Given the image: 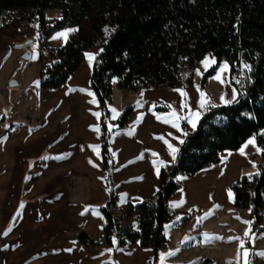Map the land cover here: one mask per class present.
<instances>
[{
	"label": "crops",
	"instance_id": "crops-1",
	"mask_svg": "<svg viewBox=\"0 0 264 264\" xmlns=\"http://www.w3.org/2000/svg\"><path fill=\"white\" fill-rule=\"evenodd\" d=\"M7 15L15 19L9 24L0 14V264H264V255L259 254L264 253V231L252 230L250 210L234 207V188L242 185L244 176L255 174L261 162L255 137L254 144L244 147L250 137L240 149L221 152L218 164L177 177L180 188L168 200L174 216L164 225L166 243L157 254L137 243L108 246L99 211L108 199L101 111L90 88L101 49H85L84 59L62 85L44 88L41 51L58 49L76 29L58 31L40 42L34 29L37 22L21 26L18 11ZM43 15L46 26L60 18L58 10ZM59 33L67 35L54 39ZM25 39L34 42L15 47ZM25 53L29 59L22 58ZM182 75L189 82V76L183 71ZM11 81L16 85L10 86ZM111 98L110 110L115 103L118 110L107 121L110 128L133 106L127 127L113 131L110 138L113 190L116 208L122 212L157 193L162 167L173 163L168 145L179 149L182 144L181 122L193 132L186 117L198 113V120L193 117L197 126L213 105L200 107L199 91L191 85L132 92L114 82ZM168 105V113L155 110ZM254 167L256 172L246 175ZM121 226L140 229L134 217L122 218ZM82 234L102 239L100 246L85 247L79 239ZM250 252L256 254L254 263Z\"/></svg>",
	"mask_w": 264,
	"mask_h": 264
},
{
	"label": "trees",
	"instance_id": "trees-1",
	"mask_svg": "<svg viewBox=\"0 0 264 264\" xmlns=\"http://www.w3.org/2000/svg\"><path fill=\"white\" fill-rule=\"evenodd\" d=\"M46 10L60 13L49 26L43 15ZM11 11L21 14L20 21L40 25V42L58 31L76 29L61 47L48 51L50 61L40 75L44 88L62 85L84 59L85 49H101L90 88L101 111L100 146L108 199L99 211L104 221L102 238L108 246L137 243L157 254L166 243L164 225L174 216L168 200L180 188L177 177L193 176L218 164L221 152L240 149L250 137L256 138L261 162L255 174L244 176L242 185L234 188V207L250 210L252 230L264 231V0H0V14ZM208 53L215 65L202 77L201 89L222 62L230 64L231 72L241 61L250 64L238 102L210 106L193 132L182 121L183 143L175 161L162 167L157 193L119 211L110 138L113 131L127 127L133 106L123 111L115 128L108 127L113 83L132 92L184 89L189 82L183 78V68L193 69ZM155 110L168 113L170 108L156 106ZM124 217L137 219L140 229L122 227ZM79 239L87 248L99 247L102 241L85 234Z\"/></svg>",
	"mask_w": 264,
	"mask_h": 264
},
{
	"label": "rangeland",
	"instance_id": "rangeland-1",
	"mask_svg": "<svg viewBox=\"0 0 264 264\" xmlns=\"http://www.w3.org/2000/svg\"><path fill=\"white\" fill-rule=\"evenodd\" d=\"M20 16L21 15H19V17ZM19 17L16 19V21H20L18 20ZM12 18L15 19L14 16H12ZM11 23L13 24L14 21L10 22L9 24ZM21 26H24V24H21ZM206 57L208 58L207 60H205ZM213 60L215 61L212 53H208L193 69H191L190 67L186 65L182 71L187 76H189L188 85H191L193 88H197L199 91V96H201L200 95L201 92L205 94V97H207L205 98L206 106L213 105L215 107H218V106L230 104V103H224L221 97L224 98V101L231 100L233 89H236L237 97H238V90L243 87V84L245 82V76L249 72V69L245 68V65L249 66L250 69H251V66L247 62L241 61L239 65L236 66L235 71L231 72L230 64L227 61H224L222 62L221 65H226V68L223 71H221V65H220L216 71V74L212 76L211 78H209L204 88L201 89L200 86H201L202 77L210 68H212L215 65V62H213ZM202 61H204L203 64L201 63ZM206 67H207V70H205ZM216 77H219V78H216ZM113 109L115 110V112L118 110L117 103H115L114 106L111 107V110L109 107V117L110 115H112ZM7 111H8L7 108H5V113H7ZM254 172H256L255 167L252 170H247L246 175L254 173Z\"/></svg>",
	"mask_w": 264,
	"mask_h": 264
},
{
	"label": "snow or ice",
	"instance_id": "snow-or-ice-1",
	"mask_svg": "<svg viewBox=\"0 0 264 264\" xmlns=\"http://www.w3.org/2000/svg\"><path fill=\"white\" fill-rule=\"evenodd\" d=\"M69 31H75V29H70ZM108 31V29L106 28L105 29V32H107ZM67 34L66 33H59L58 35H57V37H54V39H56V38H59V37H61V36H66ZM87 56H90V54H86ZM208 58L206 57L205 58V60H207ZM213 62H215L214 60H213ZM202 64L204 63V61H202L201 62ZM226 68V65H221V71H223L224 69ZM245 68H248L249 69V71H250V68H249V66H247V65H245ZM205 70H207V67H206V69ZM199 74V73H198ZM216 78H219V77H216ZM221 82H223V81H221ZM237 82H239V81H237ZM179 91V90H178ZM181 95L183 96V95H186L185 93H183L182 91H181ZM201 101H200V103H199V106L200 107H204V105H205V103H206V100H205V94L204 93H202L201 92ZM221 99H222V101L224 102V103H234V102H238L237 101V92H236V89H233V94H232V98H231V100H228V101H224V98L223 97H221ZM168 107H171V105H168ZM181 107L183 108V107H186V105H184V104H182L181 105ZM113 112L115 113V110L113 109ZM97 115H99V114H97ZM173 115H174V113H173ZM193 117L195 118V120H198L199 119V115H198V113H191L190 114V116L189 117H186V119H188V122L191 124V126H192V128H193V130H195V128H196V123L194 122V119H193ZM113 118H115V116L113 117ZM158 119H159V117H157ZM138 119H139V117H138ZM176 119L177 120H179V119H185V117H176ZM165 123H167L168 121L167 120H165L164 121ZM172 127H174V128H177V130H179V125L177 124V123H173L172 124ZM184 135H187V133H184ZM254 137L252 138V139H250L245 145H244V147H247V145L248 144H254ZM167 143V142H166ZM180 143H183V140H180ZM168 147H169V149H170V155L172 156V159H173V162L175 161V159H176V157H175V153L178 151V149H176V148H174L172 145H168ZM95 150V149H94ZM257 151H260L259 149H257ZM241 154L243 155L244 154V152H243V148L241 149ZM153 155H156L155 153H153ZM158 172H159V169H157V174H158ZM181 203H182V201H181ZM21 207H23V205H21ZM87 210V209H86ZM198 222H199V220H198ZM11 229L9 228L8 229V231H10ZM248 233H246V235H247ZM4 235H7V232H5L4 233ZM110 251V250H109ZM171 253H169V255H170ZM260 255H264V253H259ZM245 255H247V253H245Z\"/></svg>",
	"mask_w": 264,
	"mask_h": 264
},
{
	"label": "built area",
	"instance_id": "built-area-1",
	"mask_svg": "<svg viewBox=\"0 0 264 264\" xmlns=\"http://www.w3.org/2000/svg\"><path fill=\"white\" fill-rule=\"evenodd\" d=\"M5 17H6L5 18V22L6 23H10V22H13L14 21V19L12 18L11 15H7ZM26 22L27 21H23L22 24L27 25ZM34 29L36 30L37 34L39 35L40 32H41L40 25L39 26H34ZM40 57H41V64H42V66L48 65V63L50 61L49 53L46 52V51H41ZM0 247H1V242H0ZM248 256H249V259H250L251 262L254 263L255 261H257L256 254L254 252H250Z\"/></svg>",
	"mask_w": 264,
	"mask_h": 264
},
{
	"label": "water",
	"instance_id": "water-1",
	"mask_svg": "<svg viewBox=\"0 0 264 264\" xmlns=\"http://www.w3.org/2000/svg\"><path fill=\"white\" fill-rule=\"evenodd\" d=\"M33 42H34L33 39H25L22 42L15 43V47H17V48H25V47L29 46L30 44H32ZM22 58L23 59H29L30 55L25 53V54L22 55ZM44 79H46V76H44ZM14 85H16L15 82L11 81L10 82V86H14Z\"/></svg>",
	"mask_w": 264,
	"mask_h": 264
}]
</instances>
